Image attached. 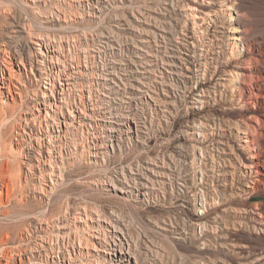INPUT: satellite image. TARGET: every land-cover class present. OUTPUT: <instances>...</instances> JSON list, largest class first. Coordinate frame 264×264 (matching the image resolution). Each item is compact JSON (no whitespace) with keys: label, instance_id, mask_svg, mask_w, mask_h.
Instances as JSON below:
<instances>
[{"label":"rangeland","instance_id":"rangeland-1","mask_svg":"<svg viewBox=\"0 0 264 264\" xmlns=\"http://www.w3.org/2000/svg\"><path fill=\"white\" fill-rule=\"evenodd\" d=\"M201 2L205 20L192 0H0V55L16 51L28 71L24 105L0 100V264L102 262L89 235L107 229L142 264H264V173L243 193L240 149L249 136L264 159V0ZM51 49L55 67L81 72L58 113L71 125L58 166L15 140L45 112L26 109L50 88ZM238 66L245 89L220 86Z\"/></svg>","mask_w":264,"mask_h":264},{"label":"bare ground","instance_id":"bare-ground-1","mask_svg":"<svg viewBox=\"0 0 264 264\" xmlns=\"http://www.w3.org/2000/svg\"><path fill=\"white\" fill-rule=\"evenodd\" d=\"M192 1L195 6L194 11L190 12L192 18L205 20L212 16V13L208 14V12L210 11L206 13L202 11V8L200 7V5H202L201 1H205V0H192ZM230 1L231 0H208L207 3L211 5L220 3L223 7L221 10L219 8L220 11H225V10L231 11L232 7L229 4ZM233 18L234 17H232V19L230 20L231 22L236 21ZM228 32L231 33V35L232 34L233 35L229 37L230 42H228L227 46L230 49H234L235 51H237L238 45L241 46L243 44L242 43L243 37H244L242 33L243 31L240 29H235L231 27V30H229ZM19 33H22V31L20 30V27L15 26L10 32L9 38L12 39ZM33 44H35L36 46H39L41 49L43 48L49 49L48 45H45V43H43L42 40L40 41L36 40L35 42H33ZM54 51L55 50L51 49L50 50L51 54L49 56L50 57L49 67L52 65V68H50V71L48 70L47 73L45 72L46 80L48 81L46 85H48L50 88H47V86L43 85L42 88L44 90H40V91L38 90L40 92L39 96L37 95L38 96L37 99L31 103L32 106L29 109L27 108L29 111L26 109V113H29L30 115H34L31 113L34 111L37 112V108L39 107V105L43 104L46 106L45 112L43 115L41 112H38V116L35 118L32 117L30 123L25 122L28 132H25L24 129L22 130V128H21L22 132L15 131V135L18 137V138L15 137V140L17 141L16 145H20L19 142L20 141L22 142L23 140H25L24 139L25 138L24 134H25L29 138V144L27 145H36L35 147L34 146H30L31 148L29 147L30 151L28 152L29 154H27L28 158L33 159L37 161L38 163L44 164L46 162V163L58 166L59 163L56 160L57 157H55V154H57V151H58L57 145H62L60 141V135L66 132L65 130H62V127L66 129L67 127L71 126L70 124H68V116L66 114H63V117H59L58 113L60 114L64 110L65 101H66L65 97L72 91V88L75 86L76 82L79 80L78 76L81 75V72L79 70L80 66L75 67V71L71 73H68L65 69H61L60 67L59 68L55 67L56 64H59V63H56L53 59L52 52ZM1 52L4 54L6 53V55H0V100L1 102L3 100H6L7 102L12 101V103L15 104V99L19 98V100L21 101V104L24 105L22 101L24 100L23 96L27 94L28 91H27L26 81L23 79L22 74H23V71L25 72V74H27L28 72L26 69L27 64H25V61L21 57L18 58L19 56L16 55L15 53L16 51H12L6 46L3 47V51ZM47 63L48 62H46V64ZM237 68L239 69L238 71H231L229 73L221 74L219 77V82H218L219 85L223 86V83L231 82L236 88V90H238V92L239 91L241 92V90L245 89L244 85L248 84L246 82L247 79L250 78L249 81L251 80V77L249 76L250 73L246 74L244 70L245 68L243 66H238ZM31 75H33V78L35 79V81H37V83L40 81L41 79L40 76H38L40 78L39 79L37 77V74H34L33 72H31ZM41 76L45 78L44 75H41ZM56 77H58L59 88L54 84V82L51 81L52 78L56 79ZM262 83L263 82H261V84ZM259 85L260 84H258V86ZM259 87H261V85ZM261 96L259 97L261 98ZM251 98H254V93L253 94L249 93L248 99H251ZM262 98H264V96H262ZM40 99H42L43 101H39ZM69 118H73V119L76 118V115L74 114V112L72 111L69 112ZM112 131L114 130L112 129ZM243 135H248L247 131L244 132ZM241 143L242 145H240V149L244 153L243 162H241L242 163L241 167L244 170H250V169L252 170L251 171L252 186H248L242 191L243 193L247 194L250 192V189L254 187V176L257 178V180L259 179L260 176H263L264 170L262 168V164L264 162V159L260 158V156L255 153V148L253 146L254 144H252L251 137L244 136ZM75 146H78V145H74V147ZM74 150L75 151L73 152V154L77 151V149H74ZM91 150H95V148L92 147ZM44 154H48L49 158L47 160L44 159L43 161L42 158ZM92 155L94 156V151H92ZM95 155L97 157V153H95ZM60 164H63L62 161H60ZM42 173H43L42 171H40L39 173L41 177H43ZM50 185H54V184L51 183ZM99 221L103 222V220L101 219H99ZM107 230H108V233H106L105 229H103V231L107 235V239H105L104 234L100 231H97L96 233L93 231L94 233H91L89 235L90 239L96 244L95 251L101 252V254H103V256L99 257L100 261L102 262H98V259L96 258L97 262H95V264H142L139 262V260H137L134 257V255L129 251L128 248H124L120 244H115L114 241L112 240V236H110V234H112L111 233L112 231H110V229H107ZM81 245L82 243L79 240L80 248H81ZM81 252L82 251L80 250V253ZM1 256L4 258L6 256L8 257V253L5 254L3 252Z\"/></svg>","mask_w":264,"mask_h":264}]
</instances>
